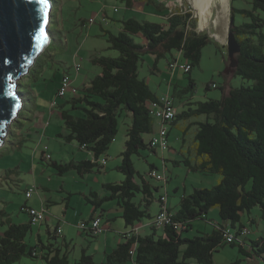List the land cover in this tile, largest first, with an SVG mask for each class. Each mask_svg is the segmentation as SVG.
<instances>
[{"label":"trees","instance_id":"1","mask_svg":"<svg viewBox=\"0 0 264 264\" xmlns=\"http://www.w3.org/2000/svg\"><path fill=\"white\" fill-rule=\"evenodd\" d=\"M50 1L52 4V0ZM119 1H123L127 9L143 11L151 8L162 15L165 21L156 23L130 17L118 20L121 24L119 30L102 28V36L108 49L116 51L118 56L90 57L89 61L99 66L101 71L87 85L78 88L77 95L66 101L78 115L63 109V104L60 105V118L67 130L66 135L61 137L66 142H76L82 150L92 155V159L62 164L51 161V158L46 159L43 152L42 159L50 160V166L59 175L75 170L83 176L94 168L99 172L104 168L101 160L107 162L101 156L107 153L118 132V111L123 109L131 117L124 149L120 154L121 163L117 166V171L124 179L105 184V197H99L96 193L84 196L94 212L101 209L104 202L115 201L128 230L122 233V241L106 256L104 264H187L189 259L198 264H212L214 253L226 244L237 246L239 253L248 260L261 258L264 261V237L255 241L247 240L249 230L241 221V217L249 214L254 207L260 209L261 219L264 220V54L259 46L264 42V0H251L250 9H235L230 6V17L234 18L238 14L249 20L240 25L233 23L229 26L240 46V53L236 55L237 66L231 74L250 81V85L231 88L227 93L222 88L220 99L206 98L197 102L183 100L181 107L187 105L188 109L179 113L173 98L167 92L176 111L174 120L162 124L166 129L167 141L169 132L166 124L175 126L179 120L187 122L190 118H198L192 124L183 125L186 128H180L183 131L182 142L191 125L196 129L187 155L182 157V161L173 160V164L183 162L191 172L220 176L219 183L214 187L194 189L189 195L181 196L174 214L168 209L166 194L158 197L154 195L158 187L153 186L150 180H156L152 176L156 172L155 167L149 165L148 171L140 174L131 161V157L138 156L141 150L157 152L150 146L151 139L157 133L153 131L150 106L163 96L150 90L145 80L138 76V67L143 61V55L150 54L155 57L154 65L150 68L153 73L157 71L158 59L169 54L171 59L168 58L166 63L169 69L178 62L180 56L184 64L190 67L189 71L183 72L190 74L194 67L199 66L201 51L210 43L211 38L206 32L197 30V21L186 8L169 12L161 0ZM117 11L115 8L114 12ZM108 18L104 16L105 20L101 22L107 24ZM48 38L47 46L26 74H30L40 57L50 56L48 51L54 40L51 32ZM255 39L259 45L255 43ZM191 86L192 79L189 80V89ZM209 88L210 85H207V89ZM212 88L218 86L213 84ZM18 94L23 106V95L19 91ZM57 97L60 96L57 94ZM20 115L21 111L14 121ZM8 134L9 131L3 138H7ZM144 134H153L147 143L143 139ZM161 156L165 161L164 153ZM162 197L166 199V212L171 221L160 228L162 235H156L157 228L144 236L133 231L135 227H139L142 219H153L150 211L152 203H158L160 210L163 205ZM215 207L218 208L220 222L214 225L210 233L198 232L192 239L183 237V233L192 228V221L205 219L210 209ZM27 209L28 207H23L26 213ZM250 221L254 222L253 219ZM85 223L87 226L82 230H88L90 237H96L97 234L88 226L89 222ZM3 224H6V229L0 235V264H17L23 257L40 258L45 264H69L67 252L62 253L59 247L51 243H42L39 235L37 245L26 244L25 237L34 225L29 215L25 223L13 224L6 220ZM58 230L60 229L56 226L51 233L47 228L48 239L56 240L61 234ZM226 230L232 235L231 242L226 241ZM243 230H247L248 234L242 235ZM63 244L69 246L66 241ZM240 262L237 260L230 264ZM75 264H92L91 256L86 255L82 249L80 259Z\"/></svg>","mask_w":264,"mask_h":264},{"label":"rangeland","instance_id":"2","mask_svg":"<svg viewBox=\"0 0 264 264\" xmlns=\"http://www.w3.org/2000/svg\"><path fill=\"white\" fill-rule=\"evenodd\" d=\"M161 1L166 4L169 12H174L179 8L191 11L197 21V30L206 32L211 40L201 51L199 66L194 67L190 74H185L180 69V66L184 64L180 56L174 71L169 69L166 64L167 59H171L169 54L158 59L157 71L151 73L150 68L154 65L155 57L150 54L143 55V61L139 63L138 67V76L145 80L152 92L160 96L168 92L178 111L181 112L188 109L187 105L179 106L183 100L197 102L204 101L206 98L220 99L224 87L238 88L241 85L251 84L250 81L226 72L228 64L226 39L229 29L230 6L235 9H250L251 0H227L225 11L217 0L212 5L211 15L205 20L200 19L193 6V0ZM51 5L48 32L49 34L51 32L54 40L49 47L50 56L40 57L30 74L23 75L19 79L18 91L22 93L24 99L23 106L19 110L21 115L10 124L8 137L2 138V143H0V235L6 229V224H3V221L7 220L13 224L28 221V215L23 211L24 206L44 210L45 220L32 225L31 231L25 237L28 246L37 245V235H39L42 243H51L59 247L62 253L67 252L69 264L79 261L82 249L86 250L87 255L93 257L94 263H99L104 259V249L107 248V251H111L110 244L114 248L117 245L114 243L112 246L111 238L115 236L116 239L122 240L118 235V232L124 229V223L120 217L121 210L115 201L104 202L102 207L106 214L115 218L109 222L103 219L100 224L102 232L96 237H89L87 235L89 231L80 229L78 223L88 220L92 206L86 203L80 190L85 191L87 187H90L99 196L105 193L102 188L103 183L117 181L116 176L120 178L119 181L124 179L123 175L117 171V166L121 163L120 154L124 149L131 117L123 109L118 111L116 118L118 132L107 153L101 156V158L107 159L103 169L98 172V169L94 168L93 171L83 176L77 174L75 170H69L63 175H59L50 166L51 161L65 164L76 161V158L79 159L78 155L92 159L91 154L82 150L76 142H66L61 137V135H66L67 130L60 118L62 109L60 105L63 104V109L70 110L75 115L78 114L76 110H71V105L66 102L71 96L57 97L60 81L64 75H68L73 83L76 81V73H73L76 63L81 66L80 75L83 76V82L92 79L96 75L94 70L101 68L89 63L90 55L118 56L116 51L108 49V44L102 36V28L116 31L121 26L118 20L130 17L156 23H163L165 19L151 8H146L143 11L127 9L125 3L119 0H52ZM115 8L118 10L117 12H113ZM103 10H106L109 17L116 20L112 21L111 18H108L109 25L101 22L104 17ZM89 19H94L95 22L89 24ZM244 22H249V20L238 14L234 16L235 25ZM89 26L91 32L87 28ZM262 33H264V28ZM61 41L62 43H60ZM255 43L258 44L256 39ZM259 46L264 54V42ZM173 54L177 57L175 52H172ZM31 67L32 65L28 71ZM190 79H192L193 86L189 89ZM213 84L218 88H212ZM78 85L80 89L83 83ZM207 85H210L209 89H207ZM53 101L57 103L54 107L52 106ZM151 119L153 131L157 132L161 121L158 118L151 117ZM196 119L198 118H190L187 122L179 120L178 124L179 126L187 125ZM165 127L169 132L168 144L170 146L164 152L165 161L161 152L155 153L148 149L141 150L138 156H132L131 161L134 169L140 174L147 172L149 165L155 167L162 180H150L153 186L158 187V191L154 192V195L158 197L161 194H166L169 211L174 214L182 195H189L194 189H210L217 185L220 176L191 172L183 162L178 165L173 164V160H183L175 152L180 150L183 131L169 124H166ZM195 129L193 125L189 127V131L185 135V148L189 147V140L193 139ZM152 135H143L145 143ZM43 150L50 154L51 161L42 159ZM189 157L192 158V156ZM27 192H31L30 198H26ZM67 204L70 208L65 210ZM156 210L157 203L154 201L150 208L151 214H154ZM63 212H67L68 219L65 218ZM250 219H253L254 222H251ZM150 221L147 218L142 219V223L145 224H149ZM241 221L249 230L247 240L255 241L264 237V220L261 219L258 207H254L249 214H244ZM216 222H220L217 207L210 209L206 219L192 221V228L183 233V237L192 239L198 232L210 233ZM90 224L89 221L88 225ZM56 226L60 231L63 230L68 240L72 239L68 247L63 244L61 234L56 240L48 239L47 228L53 233ZM139 229L140 227L138 231ZM156 230L157 235H160L161 231ZM146 233H152V230L148 229ZM106 236L107 241H105ZM238 250L237 246L231 247L228 244L219 247L214 253L212 264H230L237 260L241 261L239 264H264L261 258L248 260ZM186 262L187 264H198L192 259ZM17 264L45 263L40 258L23 257Z\"/></svg>","mask_w":264,"mask_h":264},{"label":"water","instance_id":"3","mask_svg":"<svg viewBox=\"0 0 264 264\" xmlns=\"http://www.w3.org/2000/svg\"><path fill=\"white\" fill-rule=\"evenodd\" d=\"M50 2L47 0L45 12L36 0H0V143L22 106L18 81L48 44ZM233 23L234 18L230 17L229 26ZM41 25L46 38L37 40L36 33ZM226 46V72L232 73L237 66L236 55L240 53V46L230 29Z\"/></svg>","mask_w":264,"mask_h":264},{"label":"built area","instance_id":"4","mask_svg":"<svg viewBox=\"0 0 264 264\" xmlns=\"http://www.w3.org/2000/svg\"><path fill=\"white\" fill-rule=\"evenodd\" d=\"M104 17L102 18L101 21H104ZM89 24L90 23H94L95 20L94 19H89L88 20ZM177 66V63H175L172 67V69L174 70ZM80 64L76 63L74 65V71L75 73H78L80 71ZM180 69L183 70L184 72L189 71L190 67L187 64H182L180 66ZM69 92V93H68ZM78 93V88L76 86H74L72 84V81H70V78L68 77V75H65L62 77L61 81H60V88L58 90V96H60L61 98L66 97L67 95L69 96H75ZM57 103L55 101L52 102V106L54 107ZM150 115L153 118H158L161 121V126L159 128V130L157 131L156 135L151 139L150 141V146L153 147L155 150L161 152V154H163L167 149H168V141H167V134H166V129L164 128V126L162 125L163 123L166 122H171L172 120H174L175 115H176V111L174 106L172 105V102L170 100V97L168 94H165L163 96H161L158 101H155L151 104L150 106ZM45 158L46 159H50L51 156L50 154L46 151L43 150L42 151ZM101 164L105 166L106 161L105 160H101ZM152 176L158 181V180H162V177L157 173V172H153ZM32 196L31 192H27L26 193V198H30ZM161 200L163 201V205L161 207V209L159 210V212L153 217V219L151 220V224L150 226L152 228H163L164 225L170 223V217L168 215V213L166 212V199L165 197H162ZM27 213L29 215L30 221L32 224H38L41 223L42 221L45 220V213L44 210H39L36 208H28ZM80 229H84L86 228V223L85 222H80L78 224ZM94 232V234H99L102 232V229L100 228V218L96 217L91 221V224L88 225ZM138 228L139 227H135L133 229V231H136L138 233ZM229 230H226L225 232V237H226V241L227 242H231L232 241V235H230L228 233ZM58 232H60V230H58ZM242 235L244 234H248L247 230H243V232L241 233Z\"/></svg>","mask_w":264,"mask_h":264},{"label":"crops","instance_id":"5","mask_svg":"<svg viewBox=\"0 0 264 264\" xmlns=\"http://www.w3.org/2000/svg\"><path fill=\"white\" fill-rule=\"evenodd\" d=\"M114 12V11H113ZM103 14H104V16L105 17H109L108 15H107V13H106V10H103ZM109 18H111V19H113V20H115L113 17H109ZM106 25H109L108 23L106 24ZM88 28V30H90V32H91V28H90V26L89 27H87ZM120 29V28H119ZM118 29V30H119ZM93 55H90L89 57H88V59H90V57H92ZM89 61V60H88ZM89 63H91L90 61H89ZM92 64V63H91ZM92 65H94V64H92ZM101 70H94V73L97 75L99 72H100ZM75 71H74V69H73V73H74ZM91 80V79H90ZM90 80L89 81H86V82H83V76H81L80 75V71L78 72V73H76V81H74V85L77 87V88H79V85L78 84H81V83H83V85H87L89 82H90ZM82 85V86H83ZM231 89V87H224V92L225 93H227L229 90ZM182 105V104H181ZM181 105H179L180 107H181ZM176 106V105H175ZM177 107V106H176ZM177 112L179 113V111H178V109H177ZM191 124H192V122H190ZM189 123V124H190ZM46 127H47V125H46ZM175 127H177V128H182V129H184V127L186 128L187 126H179V124H177V125H175ZM195 132V131H194ZM185 142H186V140H184V142H182V144H181V146H180V150H177V151H175L176 152V155H180L181 157H183V156H186L185 154H187V152H188V150H189V147H187V148H185ZM190 145H192V140H189V146ZM169 148H170V146H169ZM79 156V159L78 158H76V161L78 160H83L82 158H84V159H90L89 157H83L82 155L80 156V155H78ZM91 157H92V155H91ZM176 161V160H175ZM116 180L117 181H114V182H110V183H115V182H119V180H120V178L119 177H117L116 176ZM219 181H220V179H218V183H219ZM105 184H108V183H103L102 184V188H103V186L105 185ZM80 191H82L81 192V194L83 195V198H84V196L85 195H87V194H90V193H95V192H93L92 191V189L90 188V187H87L86 188V190L85 191H83L82 189L80 190ZM185 191V190H184ZM71 196V195H70ZM105 196H107V193H106V191H105V193H103L102 195H99V197H105ZM183 196V195H182ZM68 204L66 205V207H65V210H67V209H69L68 208ZM71 206V205H70ZM167 206H168V209L170 210V208H169V201H168V198H167ZM158 209H159V205H158V203H157V210L155 211V213L154 214H151V216H154L155 214H157V212H158ZM73 210H74V208H73ZM101 210H103V212H101ZM63 215L65 216V218H67V212L65 213V212H63ZM96 217H100V224H101V222H102V220L103 219H105L107 222H109V221H112L115 217H111L109 214H106V211H105V209H104V207H102L101 206V209H99V210H96V212H94L93 211V208H92V211L90 212V214H89V218H88V220H86L85 222H89L92 218H96ZM68 219V218H67ZM73 219V218H72ZM206 219V218H205ZM70 220V219H69ZM81 222V221H80ZM79 222V223H80ZM151 222V221H150ZM66 223H68V222H66ZM78 223V224H79ZM124 223V222H123ZM216 223H218V222H216ZM215 223V224H216ZM76 224V223H75ZM150 224L151 223H147V224H145V223H142V221L139 223V227H140V229H139V231H138V234L139 235H141V236H144V235H149V234H151V233H146L147 232V230L148 229H151L152 230V232H153V228L150 226ZM102 226H104V225H102ZM210 227V226H209ZM129 228V227H128ZM213 229H214V226H213ZM212 229V230H213ZM158 230H160L161 231V234L160 235H162V229H158ZM104 231V230H103ZM126 231H128L127 230V228L124 226V229L123 230H121V232H118V235L119 236H121L122 235V233H124V232H126ZM155 233H156V235H157V230H155ZM88 235L90 234V233H87ZM90 237V236H89ZM61 238L63 239V241H66V242H68L69 244L71 243V241L70 240H72V239H70V240H68V238L66 237V235L64 234V232H63V230H61ZM107 236L105 237V241H107ZM111 240H112V246H113V244L115 243V244H118V243H120L122 240H120V239H116V237L115 236H113L112 238H111ZM117 246V245H116ZM110 249H111V251H107V248H105L104 249V259H102L99 263H94L93 262V257L91 256V255H89V256H91V262H92V264H104L105 263V260H106V256L108 255V254H110L111 252H112V250L114 249V247H111V244H110V247H109ZM85 250V249H84ZM85 254H86V250H85ZM87 255V254H86ZM126 264H133L132 262H128V263H126Z\"/></svg>","mask_w":264,"mask_h":264},{"label":"bare ground","instance_id":"6","mask_svg":"<svg viewBox=\"0 0 264 264\" xmlns=\"http://www.w3.org/2000/svg\"><path fill=\"white\" fill-rule=\"evenodd\" d=\"M217 0H193V6L197 11L201 20H205L211 15V8L213 3ZM222 5L223 10L227 8V0H219Z\"/></svg>","mask_w":264,"mask_h":264},{"label":"snow or ice","instance_id":"7","mask_svg":"<svg viewBox=\"0 0 264 264\" xmlns=\"http://www.w3.org/2000/svg\"><path fill=\"white\" fill-rule=\"evenodd\" d=\"M36 2L42 6V10L43 11H47V8H48V3H47V0H36ZM45 35H44V28L43 26L41 25L39 27V30L37 31L36 33V39L37 40H41V39H45ZM9 95H12L10 92H9Z\"/></svg>","mask_w":264,"mask_h":264},{"label":"clouds","instance_id":"8","mask_svg":"<svg viewBox=\"0 0 264 264\" xmlns=\"http://www.w3.org/2000/svg\"><path fill=\"white\" fill-rule=\"evenodd\" d=\"M2 143V142H1Z\"/></svg>","mask_w":264,"mask_h":264}]
</instances>
